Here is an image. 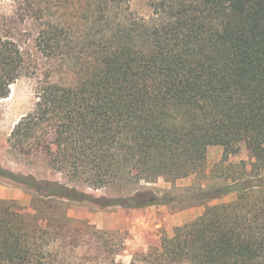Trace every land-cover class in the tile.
Masks as SVG:
<instances>
[{
	"label": "trees",
	"instance_id": "trees-1",
	"mask_svg": "<svg viewBox=\"0 0 264 264\" xmlns=\"http://www.w3.org/2000/svg\"><path fill=\"white\" fill-rule=\"evenodd\" d=\"M12 1L13 15L0 16V98L38 68L22 42L35 41L45 71L10 152L67 179L0 160V183L32 195L30 210L0 198V264H88L76 250L100 231L62 202L174 201L207 206L164 239L155 264H264V0H149L148 18L130 13L132 0ZM243 144L250 170L229 161ZM210 145L224 148L221 180L185 195L148 187L206 179Z\"/></svg>",
	"mask_w": 264,
	"mask_h": 264
},
{
	"label": "rangeland",
	"instance_id": "rangeland-1",
	"mask_svg": "<svg viewBox=\"0 0 264 264\" xmlns=\"http://www.w3.org/2000/svg\"><path fill=\"white\" fill-rule=\"evenodd\" d=\"M14 9L15 3L12 0H0V16H11ZM128 9L130 13L138 17L148 18L152 14L149 0H132ZM26 26L27 23L22 26V29ZM18 37L23 39L25 36L20 34ZM22 43L23 47L31 50L33 57L39 61V65L35 73H25L11 85L9 96L0 98V160L4 166L15 170H33L40 176L60 178L64 181L67 178L63 174H53L41 162L28 164L23 156L10 152L11 131L19 119L34 106L37 84L45 71L44 61L41 53L37 50L35 41L30 39ZM223 152L224 148L221 145L208 147L206 179L192 174L168 182L161 177L156 182L149 183L148 187L158 191L168 190L178 195H185L189 189L200 183H203V186H208L211 182L219 181L221 178L216 177L219 175L214 170L216 164L222 160ZM243 160L246 161V167L250 170L252 155L245 144L237 154L231 155L229 159L233 163H240ZM225 168L226 166H224ZM75 184L96 196L105 193L116 194L110 189H93L80 182ZM234 197V195L226 196L212 201L210 204L229 202ZM0 198L15 199L27 210L31 209L32 195L23 187L0 183ZM62 204L72 218L86 220L100 231V234L97 235L87 234L85 242L76 250L78 257H88V264H114V261L120 264H132L133 262L135 264H155L152 257H156L157 251L162 249L164 239L173 237L177 227L202 215L207 206L199 203L189 205L180 201H174L169 205H152L145 208H100L89 202H62ZM160 206L167 207L161 208ZM94 220H100L104 226L100 227Z\"/></svg>",
	"mask_w": 264,
	"mask_h": 264
},
{
	"label": "crops",
	"instance_id": "crops-1",
	"mask_svg": "<svg viewBox=\"0 0 264 264\" xmlns=\"http://www.w3.org/2000/svg\"><path fill=\"white\" fill-rule=\"evenodd\" d=\"M161 208H166L167 206H160ZM166 220H167V217H166ZM95 223H97L100 227L104 226V224L99 220H94Z\"/></svg>",
	"mask_w": 264,
	"mask_h": 264
}]
</instances>
